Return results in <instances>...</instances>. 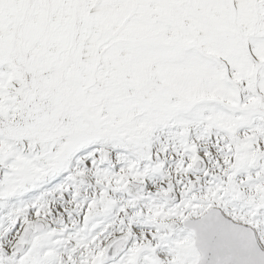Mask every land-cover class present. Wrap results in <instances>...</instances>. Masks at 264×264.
<instances>
[{
  "label": "snow or ice",
  "instance_id": "6c2138e0",
  "mask_svg": "<svg viewBox=\"0 0 264 264\" xmlns=\"http://www.w3.org/2000/svg\"><path fill=\"white\" fill-rule=\"evenodd\" d=\"M0 264H264V0H0Z\"/></svg>",
  "mask_w": 264,
  "mask_h": 264
}]
</instances>
